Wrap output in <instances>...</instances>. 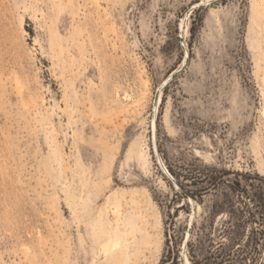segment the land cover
Instances as JSON below:
<instances>
[{
	"label": "rangeland",
	"instance_id": "obj_1",
	"mask_svg": "<svg viewBox=\"0 0 264 264\" xmlns=\"http://www.w3.org/2000/svg\"><path fill=\"white\" fill-rule=\"evenodd\" d=\"M229 219L250 264L264 0H0V264H193Z\"/></svg>",
	"mask_w": 264,
	"mask_h": 264
},
{
	"label": "trees",
	"instance_id": "obj_2",
	"mask_svg": "<svg viewBox=\"0 0 264 264\" xmlns=\"http://www.w3.org/2000/svg\"><path fill=\"white\" fill-rule=\"evenodd\" d=\"M190 194L189 192H187ZM193 196V194H190ZM227 226L225 227V231L223 234L226 236L225 240L219 241L213 246L210 244L209 247L214 249L211 253L210 251H206L207 253L202 255L201 257L195 256L193 264H242L245 263V258H240L239 254L234 253L236 242V237L232 235L230 231L231 219L226 221ZM251 245V263L250 264H259L261 251L264 247V225H262V229L259 231L252 232V237L250 239ZM190 246V243L188 244Z\"/></svg>",
	"mask_w": 264,
	"mask_h": 264
},
{
	"label": "water",
	"instance_id": "obj_3",
	"mask_svg": "<svg viewBox=\"0 0 264 264\" xmlns=\"http://www.w3.org/2000/svg\"><path fill=\"white\" fill-rule=\"evenodd\" d=\"M187 63V60L185 61V64ZM174 74L173 73L172 75H170V77L158 88L157 92H156V95H155V98H154V108H156L157 106V102H158V95H159V92L160 90L166 85V83L168 81H170L173 77H174ZM156 145L154 143V152H155V155L158 159V156H157V152H156ZM161 169H162V172L164 174V176L166 177V179L169 181V183L188 201H190V198L189 196L183 191V189L174 181V179L172 177H170L168 175V173L165 171V168H162L161 166Z\"/></svg>",
	"mask_w": 264,
	"mask_h": 264
},
{
	"label": "bare ground",
	"instance_id": "obj_4",
	"mask_svg": "<svg viewBox=\"0 0 264 264\" xmlns=\"http://www.w3.org/2000/svg\"><path fill=\"white\" fill-rule=\"evenodd\" d=\"M185 33L187 34V29L185 30ZM165 171L168 173V175L170 176V177H172L171 175H170V173L167 171V169L165 168ZM200 209V208H199ZM198 211V210H197ZM116 247V244L114 243V242H110L109 244H107L106 246H104L103 248H102V250L104 251V252H106V251H108V250H110V249H113V248H115Z\"/></svg>",
	"mask_w": 264,
	"mask_h": 264
}]
</instances>
